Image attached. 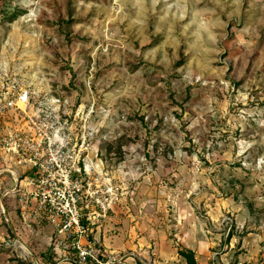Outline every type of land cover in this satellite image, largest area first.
I'll list each match as a JSON object with an SVG mask.
<instances>
[{
  "label": "rangeland",
  "instance_id": "1",
  "mask_svg": "<svg viewBox=\"0 0 264 264\" xmlns=\"http://www.w3.org/2000/svg\"><path fill=\"white\" fill-rule=\"evenodd\" d=\"M5 67L92 111L121 193L99 235L111 223L139 254L155 230L187 250L183 222L220 233V264H264V0H0ZM12 182L0 177L1 237ZM46 247L30 245L39 263L0 249V264H51Z\"/></svg>",
  "mask_w": 264,
  "mask_h": 264
},
{
  "label": "built area",
  "instance_id": "2",
  "mask_svg": "<svg viewBox=\"0 0 264 264\" xmlns=\"http://www.w3.org/2000/svg\"><path fill=\"white\" fill-rule=\"evenodd\" d=\"M91 116L67 111L22 71L0 70V177L13 181L2 200L15 219L0 249L39 263L30 248L36 242L47 246L51 264H148L97 236L121 193L103 180Z\"/></svg>",
  "mask_w": 264,
  "mask_h": 264
},
{
  "label": "crops",
  "instance_id": "3",
  "mask_svg": "<svg viewBox=\"0 0 264 264\" xmlns=\"http://www.w3.org/2000/svg\"><path fill=\"white\" fill-rule=\"evenodd\" d=\"M110 225L111 223L105 226L104 233L101 232L103 237L102 235H99L101 230L97 232V236L99 235L98 237L101 239L102 243L108 249L121 251L122 248L130 249V244L123 243L122 237H120L119 234L107 235L108 231H111L112 229ZM9 227L11 228V223L9 224ZM178 227V237L182 244L181 248L186 247L187 249L192 250L197 260V264H220V260L217 261L216 257H213L212 254H210V248L212 245L219 244L218 241H220V239L218 238L219 236L216 237V234L220 233H214L215 236L210 238L207 234L203 235L198 228L188 227L186 224H183V222ZM119 229L122 228L119 227ZM213 231L219 232L215 228ZM153 234L155 236V241L152 243L145 241V244H143V239L136 243V246L139 247L138 253L141 259H151L155 264H187L186 259L179 253V248L175 247L166 235L155 232V230ZM230 243L231 245L233 244L232 242ZM222 258L224 259L225 257L223 256Z\"/></svg>",
  "mask_w": 264,
  "mask_h": 264
},
{
  "label": "trees",
  "instance_id": "4",
  "mask_svg": "<svg viewBox=\"0 0 264 264\" xmlns=\"http://www.w3.org/2000/svg\"><path fill=\"white\" fill-rule=\"evenodd\" d=\"M179 253L186 259L187 264H197L194 252L190 249L179 250ZM138 264H142L139 262Z\"/></svg>",
  "mask_w": 264,
  "mask_h": 264
}]
</instances>
